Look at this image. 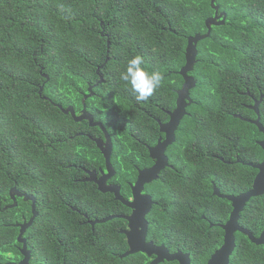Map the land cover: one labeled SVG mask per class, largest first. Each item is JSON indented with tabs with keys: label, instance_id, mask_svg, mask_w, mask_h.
Here are the masks:
<instances>
[{
	"label": "trees",
	"instance_id": "obj_1",
	"mask_svg": "<svg viewBox=\"0 0 264 264\" xmlns=\"http://www.w3.org/2000/svg\"><path fill=\"white\" fill-rule=\"evenodd\" d=\"M215 4L225 21L197 44V61L189 72L196 80L192 102L168 152L174 167L147 186L155 201L148 236L157 243L172 241L171 251L188 252L193 261L200 254L203 262L220 244L221 230L210 223L228 214L227 209L214 218L213 207L225 201L214 198L213 184L223 193L248 191L257 170L246 163L264 160L257 142L263 134L235 117L255 119L246 105L262 97L264 126V0ZM213 15L211 0H0L1 260L17 256L15 224L32 216L28 200L19 197L11 206L15 188L36 199L28 245L47 264H57L62 255L77 262L148 263L141 252L119 257L127 251L115 229L120 219L97 225L101 232L95 237L81 224V212L97 218L113 214L114 200L82 181V167L104 168L100 149L84 135L95 129L62 109L72 106L79 114L92 86L86 110L108 132L111 164L125 188L124 180H135V164L150 165L147 146L160 134L157 119H168L176 106L188 37L205 34V21ZM137 54L145 58L147 70L164 77L162 87L144 102H137L118 78L126 60ZM243 147L244 165L234 162L243 158ZM240 223L254 236L260 234L264 194L250 199ZM236 237L238 246H248L244 264H264V248L252 247L241 233Z\"/></svg>",
	"mask_w": 264,
	"mask_h": 264
},
{
	"label": "water",
	"instance_id": "obj_2",
	"mask_svg": "<svg viewBox=\"0 0 264 264\" xmlns=\"http://www.w3.org/2000/svg\"><path fill=\"white\" fill-rule=\"evenodd\" d=\"M211 5L214 9V15L207 18L205 21L207 32L205 34L196 33L195 35L188 37V43L185 52L186 63L178 72L183 77L184 82L182 84V87L177 90L175 108L168 113L169 121L167 123L159 124V130L160 132L166 133V138L164 140L159 139L158 143L154 147L149 148L150 156L152 159L155 160V162L151 167L143 169L139 172L137 181L132 187V193L135 197V200H124L117 186L106 184V181L114 175L115 170L111 164L112 143L105 129V140L99 138L95 141L97 147L100 149L101 153L105 158L106 172L102 173V176L100 178H96L95 171H92L89 172V176L87 178L82 180L95 181L98 185V189L101 192H110L115 196L116 199H120L127 206L134 208L132 214L127 217L130 228L129 231H126V234L128 236L129 249L125 253L119 255L120 258L126 257L130 254L141 252L146 254L148 257L152 255L155 256V258L151 261L150 264H158L164 260H177L180 264H190L189 253H183L181 251L170 253L163 245L156 246L152 242H145V234L147 230V221L145 215L150 210L152 199L151 196L142 195L141 192L146 183H150L158 179L160 171L165 166L169 165L167 157L164 155V150L166 149V147H168L175 141V130L180 124V121L186 115V108L192 102V99L190 97V90L196 86V80L193 76L189 74V72L194 69V65L197 61V44L200 40L210 35L212 26L223 24L225 21V14L224 12H219V6L215 4V0H211ZM109 45L110 42L108 41L107 46ZM107 61L108 56L106 57L105 63ZM101 80L102 77L100 76L98 83L101 82ZM88 90L89 92L83 97V109L79 114L75 112L72 106H69L66 109H62L61 106H59V108H61L66 114L70 113L75 121L88 119L89 122L92 123L94 117L92 114L87 112L85 105V100L93 95L92 86H89ZM261 100L262 97H260V99H258L251 107L256 113V118L254 120H250V122L256 125L259 131L262 132L264 135V126L260 122L259 116V104ZM235 117L242 118L240 115H235ZM258 144L264 151V139L258 142ZM252 166L258 170L257 174L254 177L252 187L248 191L241 193L237 196H226V198L232 202L233 211L228 221L224 225H222V228L225 231L224 243L222 247L208 260L207 264H228L229 256L232 254L235 247L234 234L236 232H240L246 235L249 240L254 244L264 245V230L261 232L259 237H255L248 229L241 227L238 223L239 212L241 211L242 206H245L252 197H258L264 194V160L261 163L254 164ZM10 193L11 197L14 200V203L11 206H15V195L17 194L18 196H22V194L19 193L15 188L11 189ZM213 194L223 197V195L219 193L216 186H213ZM23 198L24 200H31L32 202V216L30 217L29 221L21 224H15V226L20 228L17 240L18 242L23 243L24 247L22 250L24 251L25 243L24 239L22 238V235L25 230L30 227L33 223L35 217L37 216V212L35 198L26 194L23 195ZM113 217L114 216H108L98 222L104 223L108 220H111ZM20 264H27V256L21 261Z\"/></svg>",
	"mask_w": 264,
	"mask_h": 264
},
{
	"label": "flooded vegetation",
	"instance_id": "obj_3",
	"mask_svg": "<svg viewBox=\"0 0 264 264\" xmlns=\"http://www.w3.org/2000/svg\"><path fill=\"white\" fill-rule=\"evenodd\" d=\"M260 99V98H259ZM257 100L256 99H254L253 100V102H252V104H250V105H246L248 108H250L251 110H253L251 107L254 105V103L256 102ZM262 101V100H261ZM261 103V102H260ZM259 106H260V104H259ZM254 111V110H253ZM88 112V111H87ZM255 112V111H254ZM256 114V113H255ZM243 121L245 120V121H247V122H249V123H251L250 122V120H254V119H244V117L243 118H241ZM81 121H85L86 122V125L87 126H89V127H92V128H94L95 129V131L93 132V134H89V133H84V135H86L90 140H92L95 144H96V140L97 139H102V140H105V133H104V129H105V127L103 126V124H102V122L101 121H99V120H97V119H93L92 120V123H90L89 122V120L88 119H83V120H81ZM157 121H158V124H160V123H167L168 121H169V116H168V119H164V121H160L159 119H157ZM182 121V120H181ZM181 121H180V123H181ZM252 124V123H251ZM254 125V124H253ZM179 126H180V124L178 125V127H177V129L175 130V140H176V135H177V131H178V129H179ZM256 126V125H255ZM100 130V133L97 131V130ZM106 130V129H105ZM107 132V131H106ZM159 132H160V130H159ZM262 133V132H261ZM107 134H108V132H107ZM263 134V133H262ZM78 135H83L82 133L81 134H79L78 133ZM109 135V134H108ZM244 135V134H243ZM264 136V135H263ZM110 137V136H109ZM166 138V133H164V132H160V134H159V136H158V139H157V142H156V144L158 143V140L159 139H161V140H164ZM264 139V138H263ZM262 139V140H263ZM261 140H259V141H257V142H260ZM175 142V141H174ZM174 142L171 144V145H169L168 147H166V149L164 150V155L167 157V160H168V166H165L161 171H160V173L163 171V170H166L167 168H173L174 166H173V164L170 162V158H169V154H168V152H169V150H170V148H171V146L174 144ZM156 144H154L153 146H147V150H148V156L150 157V160H151V162H150V165H144V166H142V167H138L137 166V164H135V170H136V177H135V180L134 181H129V180H124V182L126 183V187L124 188L123 187V185H122V183H123V181L119 178V176L117 175V172L115 171V173H114V175L111 177V178H109L107 181H106V184L107 185H114V186H117L118 188H119V191H120V194H121V196L123 197V199L124 200H129V201H133V200H135V197L133 196V193H132V187L135 185V183H136V181H137V178H138V174H139V172L141 171V170H143V169H146V168H149V167H151L153 164H154V162H155V160L154 159H152L151 158V156H150V153H149V148H151V147H154ZM197 151V150H196ZM242 159H239V158H236V160L234 161V162H239V163H241V164H243L244 165V147H243V149H242ZM217 158L218 159H222L220 156H217ZM234 162H231V161H228V163L229 164H232V163H234ZM262 162V161H261ZM261 162H259V163H261ZM259 163H256V164H259ZM246 164H248L249 166H251V167H253L252 165H254V164H252V163H246ZM254 168V167H253ZM254 169H256V168H254ZM82 170H83V172L85 173V177L83 178V179H85V178H87L88 176H89V172H92V171H95V174H96V178H100L101 176H102V173H105L106 172V167H105V163H104V168H102L101 166H97V167H93V168H90V169H88V168H84V167H82ZM115 170V169H114ZM257 170V169H256ZM257 172H258V170H257ZM160 173H159V175H160ZM159 177V176H158ZM113 178V180H111ZM83 182H90V183H92L93 185H95V187L97 188V190L99 191V192H101L99 189H98V185H97V183L95 182V181H85V180H82ZM153 182V181H152ZM152 182H150V183H146L145 185H144V188H143V190H142V195H149V196H151V199H152V203H151V207H150V210L148 211V213L145 215V218H146V221H147V230H146V234H145V242H152L154 245H156V246H160V245H163L170 253H175V252H177V251H181V252H183L181 249H176V250H174V251H171V249L170 248H172V246H171V244H172V241H168L167 243H168V245L167 244H165V242H161V243H157L156 241H154L152 238H150L149 236H148V229H149V226H150V213H151V211H152V208H153V205H154V203H155V201H154V199H153V197H152V195L150 194V193H148L147 192V186L149 185V184H151ZM226 184H227V182H226ZM242 184H244V182L242 183ZM213 186H216V188L218 189V191H219V193L221 194V195H223V197H220V196H218V195H215V194H213V196H214V198L215 199H217V200H223V201H225V203H219V205H218V203L213 207V209L215 210L213 213V216H214V218L217 220V218H216V216H218L217 215V213L218 212H223V211H225V210H227L228 209V214H227V217L224 219V221L222 220V221H216V222H214V223H210V226H215V227H217V228H219L220 230H221V232L218 234L217 233V235H218V239L220 240V244H218V246H212V248H211V253L209 254V256H208V258L206 259V261L205 262H203V260L201 259V255L199 254L198 256H197V258L193 261L192 260V258H191V256H190V253H189V257H190V264H207V262H208V260L222 247V245H223V243H224V235H225V231H224V229L222 228V225H224L227 221H228V219L230 218V215H231V213H232V211H233V206H232V202L230 201V200H228L227 198H226V196H230V195H234V196H237V195H239V194H241V193H244V191L243 192H241V193H239V194H232V193H228V192H225V193H223L218 187H217V185H215V184H213ZM212 191H213V188H212ZM246 192V191H245ZM19 193H21V192H19ZM101 193H110V192H101ZM16 194V193H15ZM22 194V196H16V199L17 198H19V197H21L22 199H24L23 198V195H30V194H28V193H25V192H22L21 193ZM111 195H112V197H106V199L107 200H114V205H113V207H114V213L113 214H111L110 216H114L112 219H114V218H117V219H120L118 222H117V227H115V229H116V231H118L120 234H122L123 235V238H124V241H125V243H126V246H127V249L126 250H128L129 249V244H128V236H127V234H126V231H129L130 230V228H129V221L127 220V217L128 216H130L131 214H132V212H133V210H134V208H131V207H129V206H127L126 204H124V202H122L120 199H116L115 198V196L112 194V193H110ZM125 194H128V195H125ZM30 196H32V195H30ZM225 196V197H224ZM34 197V196H33ZM35 198V197H34ZM92 199H94V200H103V199H105V197H92ZM36 200V199H35ZM142 200V199H141ZM28 201H30L31 202V200H28ZM144 201V200H143ZM250 201V200H249ZM248 201V202H249ZM145 202V201H144ZM247 202V203H248ZM35 203H36V201H35ZM247 205V204H246ZM245 205V206H246ZM143 206V205H142ZM245 206L243 205L242 206V209H241V211L239 212V218H238V223H239V225L241 226V227H243L244 228V226L240 223L241 222V214L244 212V208H245ZM31 207H32V202H31ZM93 209L95 208V207H92ZM223 213H225V212H223ZM222 213V214H223ZM81 215H82V217H83V220L81 221V224H84V225H87L88 227L87 228H90V231H91V235H94V237L96 236V234H98L97 232H101V230H99V229H96V227H97V225H100V224H102V223H100V222H98V221H100L101 219H103V218H97V217H90L87 213H85V212H81ZM225 215V214H224ZM224 215H222V216H220V218H223L224 217ZM108 217V216H107ZM105 218V217H104ZM111 219V220H112ZM29 221V220H28ZM109 221V220H108ZM24 222H27V221H23V223ZM107 222V221H106ZM22 223V222H21ZM21 223H19V224H21ZM33 224V223H32ZM31 224V225H32ZM29 228V227H28ZM28 228L25 230V232L23 233V235H22V238L24 239V243H25V250L23 251L22 249H23V247H24V245H23V243L22 242H18V235H19V232H20V228L18 227V233H17V238H16V240H17V242H18V245H16V249H17V256L15 255V257L14 258H12V259H8V257L6 258V259H4V260H1V258H0V264H20L21 263V261L27 256V264H47V262L46 261H44V260H42V259H40V257L38 256V255H36L37 253H35L33 250H32V248L31 247H29V243H28V235H27V231H28ZM87 229H85V231H86ZM264 230V229H263ZM262 230V231H263ZM261 231V232H262ZM87 232V231H86ZM261 232H260V234H261ZM238 233H240V232H236L234 235H235V247H234V250H233V252H232V254L229 256V261H228V264H244V247H248V246H244V244H240L239 246H238V244L236 243L237 242V234ZM252 233V232H251ZM242 234V233H241ZM259 234V235H260ZM244 235V234H243ZM259 235L258 236H255V237H259ZM254 244V243H253ZM41 249H43L44 250V248H45V245L44 244H41ZM170 247V248H169ZM252 247H258V248H264V245H257V244H254ZM75 248V246H72V247H70L69 249H74ZM236 248H238L239 250L235 253V250H236ZM64 249H67V248H64ZM67 252L69 251L70 252V250H66ZM183 253H188V252H183ZM146 255V254H145ZM256 256H258V254H255ZM261 255H263V254H261ZM147 256V255H146ZM264 256V255H263ZM148 257V256H147ZM62 260H58L57 261V264H136L135 262H132V261H123V260H101V261H81V262H77V261H67V260H65V258H66V255H62ZM149 258V260H148V263L147 264H150L151 263V261L155 258V256L154 255H152V256H150V257H148ZM158 264H180L179 263V261H177V260H173V261H170V260H164V261H162V262H160V263H158Z\"/></svg>",
	"mask_w": 264,
	"mask_h": 264
},
{
	"label": "clouds",
	"instance_id": "obj_4",
	"mask_svg": "<svg viewBox=\"0 0 264 264\" xmlns=\"http://www.w3.org/2000/svg\"><path fill=\"white\" fill-rule=\"evenodd\" d=\"M145 58L142 55H134L126 60L122 70L119 71V80L125 88L135 95L137 102H144L163 85L164 77L161 71L147 70Z\"/></svg>",
	"mask_w": 264,
	"mask_h": 264
}]
</instances>
